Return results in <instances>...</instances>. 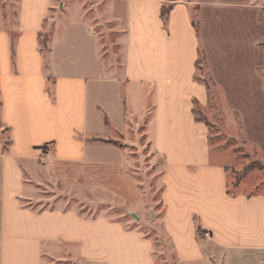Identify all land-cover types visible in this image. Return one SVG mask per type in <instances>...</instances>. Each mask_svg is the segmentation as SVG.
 <instances>
[{"label":"crops","instance_id":"0c3cea01","mask_svg":"<svg viewBox=\"0 0 264 264\" xmlns=\"http://www.w3.org/2000/svg\"><path fill=\"white\" fill-rule=\"evenodd\" d=\"M52 1L22 0L19 30H0L1 119L12 140L0 152V264H156L140 223L92 213L89 203L34 202L44 175L140 207L127 148L142 125L164 160L156 220L178 257L199 262L210 245L264 253V192H228L229 163L196 117L210 99L203 60L245 140L264 146V0H108L114 30L70 20L51 35Z\"/></svg>","mask_w":264,"mask_h":264},{"label":"rangeland","instance_id":"374dc122","mask_svg":"<svg viewBox=\"0 0 264 264\" xmlns=\"http://www.w3.org/2000/svg\"><path fill=\"white\" fill-rule=\"evenodd\" d=\"M21 3L22 0H0V30L13 32L19 30ZM108 8V0H53L47 16V24L56 18L55 23L59 25V28L52 27L51 35L60 30V24L70 20H88L94 25L100 24L97 26L100 34L108 28L114 30L116 24L110 19ZM46 30L49 32L47 28ZM45 33L42 37V47L48 39L44 37ZM13 36L16 37V33H13ZM198 74L210 86V99L206 106H196V117L208 125L210 143L215 157L229 163L227 165L228 187L234 194L263 193L264 146L249 144L245 140L239 115L226 108L222 94L213 85L203 60L200 61ZM1 110L0 99V152H3L9 145V132L2 122ZM130 140L134 145H129L127 148L129 154L133 156L129 166L132 171L137 172L134 176L141 186L144 198L140 207L132 208L118 197L105 193L99 188L86 189L83 185L65 186L62 183L48 181L44 175L39 177L41 188L36 189L35 207L45 208L59 204L64 207L83 208L86 203H89L92 213H105L112 219H121L130 225L140 223L144 232L154 243L156 264H264V253L229 251L213 245L209 246V253L204 260L196 263L182 261L164 231L161 218L156 220L157 212L161 215L162 210L164 160L156 156L148 144L146 128L143 125L131 130ZM81 196L89 199H82ZM59 197L60 201H57Z\"/></svg>","mask_w":264,"mask_h":264},{"label":"trees","instance_id":"16d2710c","mask_svg":"<svg viewBox=\"0 0 264 264\" xmlns=\"http://www.w3.org/2000/svg\"><path fill=\"white\" fill-rule=\"evenodd\" d=\"M169 9H170V7H166V6L163 7V9H162V15L164 16V18H166L167 14L169 12ZM42 37H43V33L40 36V49L42 51V54H43V57H44V61L46 63L47 52H48V39L45 40V44H44L45 46L42 47ZM44 37H48L47 34ZM11 49H12V57H13V60H15V55H16V52H15V49H16V40H15V37L13 35H12V41H11ZM51 81H52V78L48 77V82L50 83L48 85V91L50 92V95L53 97L54 96V91H53V83L54 82H51ZM207 85H208V83H207ZM208 89L210 90V86L209 85H208ZM197 119L198 120H201L198 117H197ZM6 129L9 131V128H6ZM11 142H12V140H11V137L9 136V145L11 144ZM7 150H8V147H7L6 151ZM228 192L229 193H232L231 190H230V188H228ZM203 232L204 231H202V228L199 226L197 228L198 236L199 237H202Z\"/></svg>","mask_w":264,"mask_h":264},{"label":"water","instance_id":"95a60500","mask_svg":"<svg viewBox=\"0 0 264 264\" xmlns=\"http://www.w3.org/2000/svg\"><path fill=\"white\" fill-rule=\"evenodd\" d=\"M134 216H136V215L134 214Z\"/></svg>","mask_w":264,"mask_h":264},{"label":"built area","instance_id":"2783aa9c","mask_svg":"<svg viewBox=\"0 0 264 264\" xmlns=\"http://www.w3.org/2000/svg\"><path fill=\"white\" fill-rule=\"evenodd\" d=\"M208 235V234H207Z\"/></svg>","mask_w":264,"mask_h":264}]
</instances>
